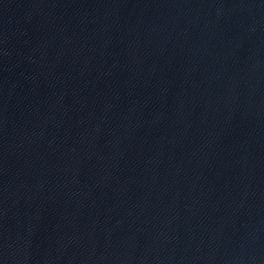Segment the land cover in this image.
I'll use <instances>...</instances> for the list:
<instances>
[{
    "label": "water",
    "instance_id": "water-1",
    "mask_svg": "<svg viewBox=\"0 0 264 264\" xmlns=\"http://www.w3.org/2000/svg\"><path fill=\"white\" fill-rule=\"evenodd\" d=\"M0 264H264V0H0Z\"/></svg>",
    "mask_w": 264,
    "mask_h": 264
}]
</instances>
